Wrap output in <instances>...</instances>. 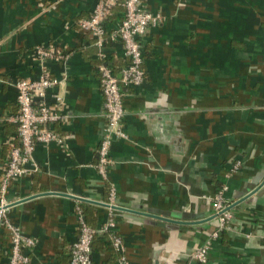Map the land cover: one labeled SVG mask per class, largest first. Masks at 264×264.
<instances>
[{
	"label": "crops",
	"instance_id": "1",
	"mask_svg": "<svg viewBox=\"0 0 264 264\" xmlns=\"http://www.w3.org/2000/svg\"><path fill=\"white\" fill-rule=\"evenodd\" d=\"M96 2L0 0V173L16 145L17 79L56 78L61 114L58 139L36 143L8 186V220L36 241L22 264H70L76 205L93 229L114 223L94 237L93 264H264V0H141L162 18L140 38L144 77L124 88L125 137L111 143L106 179L95 165L105 124L97 47L77 24ZM36 45L58 53L39 65ZM105 52L113 69L126 65L119 39ZM219 190L232 217L212 238ZM207 240L206 261L194 260ZM10 247L0 226V264Z\"/></svg>",
	"mask_w": 264,
	"mask_h": 264
},
{
	"label": "built area",
	"instance_id": "2",
	"mask_svg": "<svg viewBox=\"0 0 264 264\" xmlns=\"http://www.w3.org/2000/svg\"><path fill=\"white\" fill-rule=\"evenodd\" d=\"M114 0H97L88 17L78 19V27L91 35L93 44L97 47L99 59L107 57L105 46L108 41L119 39L123 44V54L127 59L118 75L113 72L109 63L101 62L98 65L100 84L105 109V124L101 129V139L96 149V169L102 179L108 176V169L113 165L110 156V146L115 138H124L125 133L121 127L125 110L123 107L124 88L139 85L144 77L141 67L143 62V49L141 36L149 25L157 24L162 18L160 13H152L142 6L141 0H123V16L119 23L110 29L106 28L105 20ZM34 53L37 64L41 65L45 59L55 57L58 53L53 47L36 45ZM56 78L49 77L41 71L35 79L21 78L15 81L16 100L18 112L12 117L16 124V145L12 146L6 165L0 173V226L6 227L11 234V247L7 264H22L27 262L28 255L24 247H31L35 240L13 225L7 218V211L11 201L7 197L8 186L11 180L17 179L27 172L26 165L32 160V153L36 143H50L58 139L52 128V123L61 118L57 110L55 87ZM115 188H109V200L106 203L109 209L115 206ZM228 203L222 191L213 197V211L218 226L212 232V238L217 237L232 217ZM79 221V236L71 246L70 264H93L91 257V244L96 234L112 231L114 223L109 218L99 229H93L85 222L80 207L76 205ZM113 232V231H112ZM110 244L113 249L122 251L120 237L112 233ZM210 240L205 241L196 249L191 257L204 263Z\"/></svg>",
	"mask_w": 264,
	"mask_h": 264
},
{
	"label": "trees",
	"instance_id": "3",
	"mask_svg": "<svg viewBox=\"0 0 264 264\" xmlns=\"http://www.w3.org/2000/svg\"><path fill=\"white\" fill-rule=\"evenodd\" d=\"M122 2H123V0H116V2H114L113 3V5L110 7V10H109V13H108V15H107V17H106V20H105V22L106 21H114V20H116V19H118V21H120L121 19H122V17H120V16H118L119 14H118V12H119V10H123V5H122ZM117 15V16H116ZM99 61V63H101V62H106V63H109V61H108V58L107 57H105L104 59H98ZM127 60V59H126ZM110 64V63H109ZM111 65V64H110ZM112 66V65H111ZM112 69H113V67H112ZM99 71V70H98ZM113 72L116 74V75H118L119 74V72H120V69L119 70H116V68H114L113 69ZM85 220V219H84ZM85 222H86V220H85ZM102 234H104V233H102ZM105 234L106 235H109L108 233H106L105 232Z\"/></svg>",
	"mask_w": 264,
	"mask_h": 264
}]
</instances>
